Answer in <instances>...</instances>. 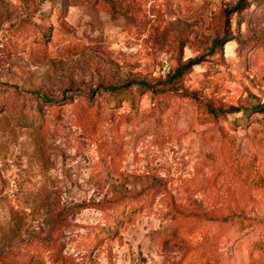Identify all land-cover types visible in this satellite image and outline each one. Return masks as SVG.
Wrapping results in <instances>:
<instances>
[{
  "label": "rangeland",
  "instance_id": "rangeland-1",
  "mask_svg": "<svg viewBox=\"0 0 264 264\" xmlns=\"http://www.w3.org/2000/svg\"><path fill=\"white\" fill-rule=\"evenodd\" d=\"M0 256L264 264V0H0Z\"/></svg>",
  "mask_w": 264,
  "mask_h": 264
},
{
  "label": "trees",
  "instance_id": "trees-1",
  "mask_svg": "<svg viewBox=\"0 0 264 264\" xmlns=\"http://www.w3.org/2000/svg\"><path fill=\"white\" fill-rule=\"evenodd\" d=\"M244 6V3H240L238 4L235 9H233L234 11L235 10H240L241 8H243ZM232 11H229V13H231ZM221 42H217L216 44H220ZM204 58L201 57V58H196V59H191L188 61V63L184 66H181L175 73L176 77L180 76L181 74H183L185 71H188L190 69H192L193 67L195 66H198L200 65L202 62H203ZM134 84H138L139 85V91H136L134 94H132V89H131V93L129 94H126L125 95V92L121 91L119 88H115V87H112V88H108L107 90L109 91V94L113 95L115 97V99L117 100H128V99H132V100H135V95L138 94V92L140 91H143V90H147V92H155V89L145 83V82H128L127 85H125L126 88H132V86ZM49 102H52V101H49ZM201 106L203 108H205L204 110L206 112H208V114H210L211 116L213 117H219V116H223L225 114H235V113H239L240 112V109H237V108H229L227 110H223V109H220V108H215L214 106H212L211 104H204L202 102H200ZM128 202H126L125 199H121L117 202V207L118 206H124L125 209L124 211L122 212H129L131 210V207L129 208V205L127 204ZM126 217V215L122 216V218L124 219ZM121 222H124L123 220H121ZM0 259H4V256H0Z\"/></svg>",
  "mask_w": 264,
  "mask_h": 264
},
{
  "label": "built area",
  "instance_id": "built-area-1",
  "mask_svg": "<svg viewBox=\"0 0 264 264\" xmlns=\"http://www.w3.org/2000/svg\"><path fill=\"white\" fill-rule=\"evenodd\" d=\"M167 68V67H166Z\"/></svg>",
  "mask_w": 264,
  "mask_h": 264
}]
</instances>
